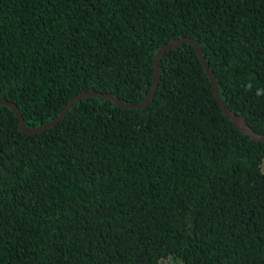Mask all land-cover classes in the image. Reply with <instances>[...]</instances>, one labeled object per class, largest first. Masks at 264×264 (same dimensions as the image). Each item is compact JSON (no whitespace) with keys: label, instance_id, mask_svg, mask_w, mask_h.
I'll return each mask as SVG.
<instances>
[{"label":"trees","instance_id":"16d2710c","mask_svg":"<svg viewBox=\"0 0 264 264\" xmlns=\"http://www.w3.org/2000/svg\"><path fill=\"white\" fill-rule=\"evenodd\" d=\"M180 36L264 133V0H0V98L30 127L139 102ZM158 69L35 133L0 103V264H264V140L189 42Z\"/></svg>","mask_w":264,"mask_h":264},{"label":"water","instance_id":"95a60500","mask_svg":"<svg viewBox=\"0 0 264 264\" xmlns=\"http://www.w3.org/2000/svg\"><path fill=\"white\" fill-rule=\"evenodd\" d=\"M183 41H187L189 42L193 49L195 50V53L197 54L199 61L204 69V71L206 72L210 83H211V88L213 91V94L221 108V110L223 111V113L233 122V124L235 125V127L248 135L249 138L255 139V140H264V133H257L255 132L245 121V117L241 114H237L236 112L232 111L231 109H229L223 102L219 90H218V86H217V82L214 78V75L211 71V68L208 66V63L206 62V60L204 59L201 50L199 48V45L197 44V42L190 36H180V37H174L169 39L168 41H166L165 43L161 44L154 52V57L152 60V64H153V74H152V82H151V86L150 89L148 90V92L146 93L145 97L139 101V102H135V103H128V102H123L122 100H120L118 97H116L115 95H113L112 93L109 92H100V91H95V90H83L78 92L77 94L73 95L65 104L64 106L57 112V114L51 118L49 121L41 124V125H37V126H27L24 124L23 119L21 117L20 112L18 111L17 107L10 101V100H6L4 98H0V103L7 105L14 113V115L17 118V122H18V127L20 128V130H22L25 133H35V132H39L44 130L45 128L50 127L51 125H53L59 118L62 117V115L64 114V112L67 110V108L69 107V105L84 96H104L108 99H110L112 102H114L115 104L122 106V107H142L145 106L152 98L155 87H156V83L158 80V76H159V69H158V60L161 56V54L172 48L175 47L177 45H179L181 42Z\"/></svg>","mask_w":264,"mask_h":264},{"label":"rangeland","instance_id":"374dc122","mask_svg":"<svg viewBox=\"0 0 264 264\" xmlns=\"http://www.w3.org/2000/svg\"><path fill=\"white\" fill-rule=\"evenodd\" d=\"M178 260L176 259H170V258H162L160 260V264H178Z\"/></svg>","mask_w":264,"mask_h":264}]
</instances>
